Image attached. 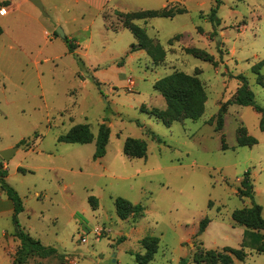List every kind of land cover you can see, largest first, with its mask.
I'll use <instances>...</instances> for the list:
<instances>
[{
  "label": "rangeland",
  "instance_id": "1",
  "mask_svg": "<svg viewBox=\"0 0 264 264\" xmlns=\"http://www.w3.org/2000/svg\"><path fill=\"white\" fill-rule=\"evenodd\" d=\"M10 2L16 5L10 14L0 11V152L4 146L18 150L8 162L0 159L7 164L6 183L24 203L22 229L63 257L35 256L28 264H139L141 241L149 236L160 239L150 264H197L207 251L240 249L245 229L234 223L233 212L257 204L264 217V122L254 108L233 102L243 76L264 109V88L252 71L264 60V0H221L219 26L210 14L207 21L201 17L215 0L174 20L141 22L166 51L159 63L146 52L117 55L110 46L121 34L107 32L92 11H57L45 0L46 16L21 0ZM59 28L80 45L75 54L55 35ZM124 33L120 45L135 42ZM174 72L198 77L208 102L199 120L166 126L150 114L167 109L154 84ZM228 102L224 128L216 131ZM81 124L90 126L92 143L59 142ZM102 125L110 128V140L106 155L94 160ZM241 127L257 145H238ZM130 138L147 144L145 158L124 154ZM247 171L254 200L237 195ZM119 197L143 205V216L121 220ZM3 228L14 235L12 220L0 225V264H10L4 247L14 241L1 238ZM245 251L246 260L236 264H264V254L249 245Z\"/></svg>",
  "mask_w": 264,
  "mask_h": 264
},
{
  "label": "trees",
  "instance_id": "2",
  "mask_svg": "<svg viewBox=\"0 0 264 264\" xmlns=\"http://www.w3.org/2000/svg\"><path fill=\"white\" fill-rule=\"evenodd\" d=\"M221 0H215V5L211 9L209 20L219 26L220 19L217 17L218 10L221 6ZM186 10L179 7H169L163 11H146L135 12L129 14H120L119 19L135 37L137 44L131 46V53L137 50H144L154 63L163 61L166 57V51L159 42L151 39L146 30L137 24V20H148L152 18H174L178 15L185 14ZM3 29L0 26V34ZM56 36H59L55 33ZM176 36L173 40L180 38ZM68 43L69 52L76 53L77 45L73 40L65 39ZM189 52L200 53L198 49H190ZM201 55H199L200 57ZM264 60L255 64L252 71L257 76L258 83L264 88ZM238 79L243 82V86L238 91L234 104L244 107H252L256 112L261 114L264 122V109L258 106L255 102L253 92L248 88L245 77L238 76ZM154 89L158 91L166 101L167 109L165 111L154 110L150 114L157 120L161 121L166 126H171L174 123L192 120H199L205 113L208 96L204 85L196 76H191L183 72H174L158 80L154 84ZM230 103L222 104L216 119V131L221 132L224 128V116L227 111V106ZM264 125V123H263ZM110 128L102 125L96 141V152L94 160L103 158L106 155V148L110 140ZM158 143H161L160 138L155 137ZM94 141V136L91 132L90 126L81 124L74 126L67 134L59 137V142L68 144H90ZM238 145L241 147H253L258 144V141L247 134L245 127L238 130L237 137ZM21 141L19 145L23 144ZM223 148H226L223 144ZM147 144L137 139H127L124 145V154L129 158H145L147 156ZM19 171L23 169L19 168ZM8 172L3 171V161L0 159V187L4 190L14 204L13 224L15 227V237H17L21 246L18 249L13 264H28L30 258L39 256L47 258L51 256H58L59 259L63 258L58 254V251L52 247H46L42 243L34 239L29 233L25 232L19 222V215L24 211V203L17 191L6 183L5 178ZM237 195L241 199H252L255 197V185L251 177V171H247L240 181L237 189ZM115 207L117 216L121 220H127L131 216L137 221L140 219L145 208L143 205L133 204L132 202L124 199L117 198L115 200ZM235 224L245 228L244 243L240 249L225 247L222 251H207L205 254L196 257L197 264H235V261L244 262L247 258L245 247L249 245L258 254H264V217L263 208L260 205L254 204L251 208H243L236 210L232 214ZM210 220L204 219L200 224L199 234L205 233ZM145 253L137 255L136 261L139 264H150L159 250L160 239L158 237L149 236L141 241ZM62 260V259H61Z\"/></svg>",
  "mask_w": 264,
  "mask_h": 264
},
{
  "label": "crops",
  "instance_id": "3",
  "mask_svg": "<svg viewBox=\"0 0 264 264\" xmlns=\"http://www.w3.org/2000/svg\"><path fill=\"white\" fill-rule=\"evenodd\" d=\"M41 2L46 8L47 4L45 0H41ZM51 2L52 4L50 5L57 11L60 9L70 11L72 9H77V8H80L78 10L81 11V14H83L84 12L92 11L95 13L96 17L101 18L104 21L105 26L107 27V32L116 34V36H120L119 34H121V37L123 38V36L126 34L124 32L126 31L130 32V31L127 28H125L123 23L120 21L119 19L120 14H129V13L146 12V11H158L159 12L169 7H179V8H183L186 10L185 14L178 15L172 18L174 20L175 18L188 14L192 7H198L200 9H205L208 3H211V0H48V3H51ZM21 3L22 5L30 4L33 8H35V6L31 2H29V0H21ZM15 6L16 5L11 4L10 0L0 1V11L4 12L5 14L7 13L6 15L10 14V12L13 11ZM60 6H62L63 8H60ZM5 8L7 10H5ZM209 14H210L209 12H203L201 17H204L207 21ZM155 19L172 20L170 18H152L148 20H137L135 21V24L139 26V24L142 22L147 25V24H150ZM144 29L146 30V28ZM3 34L4 32L0 34V36H2ZM132 36L134 37L133 34ZM66 37L68 38V36ZM69 38H71L74 41L72 36H70ZM92 38L93 37L91 36L88 41L92 42L93 40ZM122 38L116 37L114 39L112 46H110V48L114 49L115 52L116 51L119 52V54L117 55H120L121 53H124V52H128L132 55L137 54V53L143 54V52L145 53L144 50H137L133 53L130 52L131 46L133 44H137L135 37H134L135 39L134 43L129 42V44L120 45L119 42L122 40ZM76 45H77V48L80 47L78 43H76ZM88 46L89 45H87V47ZM104 50L106 51L107 48H105ZM1 149H2L1 151L10 149V146H4ZM3 168L7 170L8 172L6 162H4ZM8 177L9 176H7L5 180H7ZM24 212L25 210L19 215V217ZM13 216H14V204L9 198L8 194L4 190H2L0 187V225H1L2 220L6 221V220L11 219L13 222ZM6 229L7 228H3L1 238H4L6 240L12 238L14 241L13 246L4 247L5 253L8 255L9 259L11 260L10 264H13L16 253L21 246V242L17 237H15V233L14 235L12 234V236H9L8 231ZM236 262L237 260L235 261V264Z\"/></svg>",
  "mask_w": 264,
  "mask_h": 264
},
{
  "label": "water",
  "instance_id": "4",
  "mask_svg": "<svg viewBox=\"0 0 264 264\" xmlns=\"http://www.w3.org/2000/svg\"><path fill=\"white\" fill-rule=\"evenodd\" d=\"M29 2H31L36 8H38L43 14H45V7L43 6L41 0H29ZM56 33L63 40H65L67 38L65 33H64V31L61 28H59ZM17 150H18L17 147L3 150V151L0 152V157L4 161L8 162L15 155Z\"/></svg>",
  "mask_w": 264,
  "mask_h": 264
},
{
  "label": "built area",
  "instance_id": "5",
  "mask_svg": "<svg viewBox=\"0 0 264 264\" xmlns=\"http://www.w3.org/2000/svg\"><path fill=\"white\" fill-rule=\"evenodd\" d=\"M84 242H85V240H84Z\"/></svg>",
  "mask_w": 264,
  "mask_h": 264
}]
</instances>
